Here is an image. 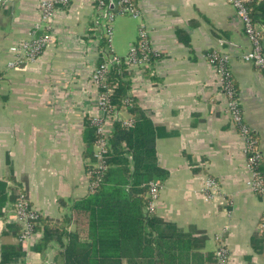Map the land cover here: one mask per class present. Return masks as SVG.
Here are the masks:
<instances>
[{"label":"crops","instance_id":"crops-1","mask_svg":"<svg viewBox=\"0 0 264 264\" xmlns=\"http://www.w3.org/2000/svg\"><path fill=\"white\" fill-rule=\"evenodd\" d=\"M42 1L0 0V181L9 194L20 186L31 207L58 219L89 192L84 134L86 117L99 113L92 75L103 53L94 43L92 0H69L55 10L46 30L51 43L38 58L9 66L10 47L36 27ZM134 1L140 16H115L110 48L126 57L144 25L161 55L131 76V94L161 131L157 156L167 177L154 209L199 238L203 252H214L222 240L227 264H264L252 242L264 200L252 186L246 139L208 58L211 52L226 58L243 119L258 133L264 156V73L242 58L250 43L241 20L226 0ZM121 115L131 116L125 108ZM209 178L218 183L214 197L205 188ZM14 221L7 200L0 235ZM39 237L22 244L26 264H56L53 248L45 257L33 250Z\"/></svg>","mask_w":264,"mask_h":264},{"label":"trees","instance_id":"trees-1","mask_svg":"<svg viewBox=\"0 0 264 264\" xmlns=\"http://www.w3.org/2000/svg\"><path fill=\"white\" fill-rule=\"evenodd\" d=\"M249 7L254 20L264 24V1L251 2ZM107 42L103 35L101 45ZM150 57L153 61L161 55L150 54ZM104 60L101 56L98 65ZM131 76L126 64L114 63L106 74L105 87L99 88L101 92L113 88L108 108L110 112L125 108L131 115V125L114 122L110 136L112 148L107 153L105 167L98 168L94 166L95 149L101 134L93 117H86L89 192L73 201L58 219L38 212L30 220L32 232L40 233L33 250L45 257L53 248L56 264H217V249L203 252L204 244L199 238L149 208L150 182L160 183L167 173L157 156L156 141L161 131L131 94ZM231 86L238 91L233 76ZM247 137L252 146L247 152L248 165L262 183L261 189L255 192L264 199V156L259 148V136L250 129ZM9 189L0 181V209L9 200L15 211L16 203L25 192L20 186L13 187L10 194ZM22 232L20 222L7 224L0 235V264L26 263ZM252 242L258 253L264 255V231L259 230Z\"/></svg>","mask_w":264,"mask_h":264},{"label":"built area","instance_id":"built-area-1","mask_svg":"<svg viewBox=\"0 0 264 264\" xmlns=\"http://www.w3.org/2000/svg\"><path fill=\"white\" fill-rule=\"evenodd\" d=\"M230 3L238 17L241 20L243 31L247 36L250 47L247 51L242 54L244 61L252 64L257 70H264V25L256 22L250 13V3L256 1L259 3L264 0H226ZM93 7L95 9V19L94 27L92 28L97 39H94L96 47L100 49L105 57V60L98 65L96 63L92 81L100 88L104 86L106 79V74L110 70L111 65L114 63L120 64L123 62L128 66L129 72L132 74L134 72H139L145 67L149 66L152 62L150 54L159 56L160 53L155 51L148 37V31L144 25L140 27L137 40L131 45L129 53L126 57L121 58L116 56L112 49L110 48V37L112 31V22L118 13H128L134 17L140 16V11L134 0H92ZM69 0H44L40 4V20L36 24V27L31 30L28 38H25L18 43H15L10 47V52L12 54V59L9 61V66L13 67L21 62H26L30 60H35L41 54L43 49L51 43L49 34L46 30L49 28L50 21L54 16L55 10L62 5H68ZM43 33L38 34V32L43 31ZM103 35L107 37V45H101V38ZM140 51L141 53L139 54ZM208 58L215 65L218 73V78L220 85L222 87L223 93L227 98V110L231 117L232 122L236 126H241L239 132L246 139V154L252 150L251 143L248 142L247 133L250 128L243 119V109L241 104V99L238 91L231 86L232 74L227 63L226 58L220 56L216 52H211L208 54ZM113 94V88H107L106 92L99 93L97 99L98 112L97 115L93 117V123L98 127V132L101 134L96 143V153L98 168H104L107 153L111 150L112 145L110 143V136L114 130V122L123 121L126 125H131V119H123L121 115V109L114 108L110 112L108 108L110 96ZM251 168V167H250ZM252 170V168H251ZM252 176V186L254 190L261 189L262 183L259 178L255 176L253 172ZM205 188L209 192L210 197H214L218 194V183L209 178L205 183ZM211 190V191H209ZM160 183L150 182L149 184V196L152 201L149 208L154 209L156 201L159 196ZM264 200V199H263ZM15 221L22 224V242H28L33 236L31 229L30 220L33 219L38 211L29 205V200L26 194H22L18 202L15 205ZM261 222L259 225V230L264 231V209L261 214ZM228 248L225 246L222 240H219V245L216 250L217 254V264H227L228 261ZM11 264V263H10ZM20 264V263H19ZM26 264V263H25Z\"/></svg>","mask_w":264,"mask_h":264},{"label":"rangeland","instance_id":"rangeland-1","mask_svg":"<svg viewBox=\"0 0 264 264\" xmlns=\"http://www.w3.org/2000/svg\"><path fill=\"white\" fill-rule=\"evenodd\" d=\"M94 19H95V17H94ZM124 120L125 119H127V118H123ZM128 119H131L130 117L128 118ZM95 151H96V149H95ZM97 165H98V162H96L95 164H94V166H96L97 167ZM90 186V185H89ZM33 208V207H32ZM36 210V209H35ZM37 211V210H36ZM22 244L23 245H25L26 244V242H22Z\"/></svg>","mask_w":264,"mask_h":264}]
</instances>
